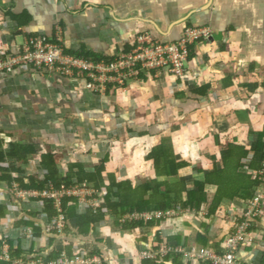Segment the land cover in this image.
<instances>
[{"label":"crops","instance_id":"0c3cea01","mask_svg":"<svg viewBox=\"0 0 264 264\" xmlns=\"http://www.w3.org/2000/svg\"><path fill=\"white\" fill-rule=\"evenodd\" d=\"M187 26H208L211 32L190 46L181 77L165 69L148 71L123 88L98 96L76 76L32 66L0 73L2 149L9 153L12 144H19L36 151L24 162L8 159L9 163L27 176L42 177L40 156L51 153L62 175L72 164L93 173L102 163L106 183L113 176L135 187L158 177L155 158L150 156L163 148L162 162L186 165L175 175L158 179L186 184L181 193L185 201L187 192L197 189L196 182L221 167V149L231 144L247 151L237 172L258 182L260 165L250 164L253 143L260 135L264 141V0H0V37L10 53L18 52L26 38L51 36L60 27L67 53L109 61L119 51L130 50L141 33L162 42L176 41ZM217 185L205 186L207 201L202 208L178 203L171 208L181 206L189 212L134 228H124L125 223L108 212L84 236L75 233L73 219L63 235L46 233L42 204L19 202L3 182L0 205L6 206V214L0 217V238L13 248L45 256L60 250L69 256L97 254L102 264H158L141 259L140 253L162 239L221 253L247 198H222L216 213L210 214ZM258 188L259 182L253 187L254 195ZM99 193L106 208L107 191L103 188ZM148 197L149 193L144 199ZM112 200L119 199L113 196ZM261 206L262 216L255 226L259 231L264 230V199ZM36 227L41 228L39 236L33 233ZM239 257L264 264V235ZM173 261L170 257L160 264Z\"/></svg>","mask_w":264,"mask_h":264},{"label":"built area","instance_id":"2783aa9c","mask_svg":"<svg viewBox=\"0 0 264 264\" xmlns=\"http://www.w3.org/2000/svg\"><path fill=\"white\" fill-rule=\"evenodd\" d=\"M211 30L208 26H187L176 41L162 42L154 39L150 33L135 36L130 50L119 51L114 59L93 60L69 54L62 43V29L56 27L53 35L36 34L26 38L18 52L10 53L0 37V73H10L18 67L32 66L46 72L59 73L64 76H76L85 80V88L94 95L104 96L109 89L123 88L131 79L141 74L154 71L159 73L165 69L175 77H181L188 62L189 47L195 42L206 38ZM16 177V175H14ZM259 188L253 198L247 199L243 209L235 220L233 230L226 236L223 252L219 253L212 247H188L160 240L147 250L140 253L141 259L155 260L172 254H181L185 262L209 264H256L250 260H242L239 253L258 242L264 235V230L255 228L256 222L262 216L261 201L264 199V159L257 172ZM8 193L22 203L52 202L55 215L45 221L44 230L48 234L63 235L66 228V215L62 200L74 198L81 208H91L96 211L101 204V195L88 182L74 181L69 185L58 187L49 185L44 189H24L18 182L8 187ZM42 211V210H41ZM108 214V211L105 210ZM188 209L181 206L167 210L149 212H131L121 215V223L141 219H171ZM41 218L46 220L42 212ZM102 264V259L93 253L83 252L81 255L69 256L60 250L57 256L45 260L42 255L35 258L11 257V246L7 239L0 238V264Z\"/></svg>","mask_w":264,"mask_h":264},{"label":"trees","instance_id":"16d2710c","mask_svg":"<svg viewBox=\"0 0 264 264\" xmlns=\"http://www.w3.org/2000/svg\"><path fill=\"white\" fill-rule=\"evenodd\" d=\"M84 56L86 57L87 55ZM87 58L90 57L87 56ZM93 60L97 61L100 59L93 58ZM251 150L253 152V159L250 166L255 168L260 165L261 167V163L264 159V141L262 140L261 135L258 137L257 141L253 143ZM162 151L163 148H159L150 156L151 158H155L154 168L158 177L168 176L170 174L175 175L179 168L186 165L183 162L176 163L173 160L162 162ZM35 152L36 151L32 146L12 144L10 152L6 153L3 151L0 143V184L4 182L10 187L13 182H18L20 187L24 189H44L49 185L56 187L61 184L69 185L71 184V177L75 175L76 181L88 182L92 184L98 192L103 188L106 189L107 193L104 197L106 208H99L96 211H93L91 208H81L78 201L74 198H66L62 200V207L66 215V229L69 221L73 219L75 220V233L84 236L89 231H93L95 224L104 218L106 213L105 210L118 219L126 212L142 213L144 211L154 212L156 210H167L178 203H181L183 206L190 204L199 209L202 208L203 204L207 201L205 186L217 183L218 191L213 203H209L208 207L209 213L215 214L222 198H229L231 200L237 196L241 199H251L254 195L253 187L258 185V182L254 180L250 181L249 175L237 172L238 163L240 162V159L246 155L247 151L237 145L231 144L228 145V147L221 149V167L207 175L202 182H196L197 189L189 194L187 192L185 201H183L181 197L182 191L187 187L183 182L171 185L167 181L159 180L158 177H156L155 179H148L142 184L134 187L130 181H116V179L111 176L109 183H106L103 179V171L105 167L102 163L93 173H87L80 164H72L70 165L67 174L62 175L57 168L53 154L47 153L40 156L38 167L45 171L44 175L40 177L38 174L27 176L17 165L11 162L9 163L8 161V159H13L17 163L24 162L29 155L35 154ZM74 167L78 168L77 172L74 171ZM12 173H16L18 176L12 177ZM114 189L116 190L114 191ZM160 189L165 190L164 192H160ZM171 189H175V193ZM171 191L174 194H172ZM238 191L243 192V196H238ZM148 193L149 197L145 200V195ZM170 193L171 195H169ZM113 196L118 197L119 200L117 202L113 201ZM52 206V202L43 201L42 212L46 216V221H49L56 213ZM5 214L6 206L0 205V217L5 216ZM152 223L153 222L150 220L148 222L141 219L129 222V224L125 223L123 227L134 228ZM33 233L35 236H39L41 228L36 227ZM159 241L160 240H157V242ZM39 255H42L48 261L55 258L57 253L52 252L50 255L45 256L44 254L35 253L33 251L25 252L20 246L14 248L11 247V257H20L24 259L28 256L30 258H35ZM170 257L173 258L175 264H182V262H184L181 254H172L164 258H158L155 259V262L160 264L161 262L168 260ZM145 263L147 264V261ZM148 263L151 264L150 262ZM185 263L189 264L190 262Z\"/></svg>","mask_w":264,"mask_h":264},{"label":"rangeland","instance_id":"374dc122","mask_svg":"<svg viewBox=\"0 0 264 264\" xmlns=\"http://www.w3.org/2000/svg\"><path fill=\"white\" fill-rule=\"evenodd\" d=\"M110 91L114 92V90H113V89H112V90H110Z\"/></svg>","mask_w":264,"mask_h":264},{"label":"clouds","instance_id":"9594fccd","mask_svg":"<svg viewBox=\"0 0 264 264\" xmlns=\"http://www.w3.org/2000/svg\"><path fill=\"white\" fill-rule=\"evenodd\" d=\"M42 212V211H41Z\"/></svg>","mask_w":264,"mask_h":264}]
</instances>
